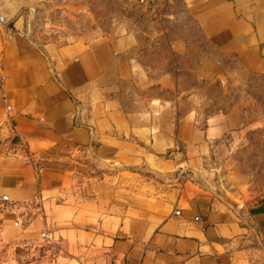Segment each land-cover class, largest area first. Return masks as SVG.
<instances>
[{"label": "crops", "instance_id": "obj_1", "mask_svg": "<svg viewBox=\"0 0 264 264\" xmlns=\"http://www.w3.org/2000/svg\"><path fill=\"white\" fill-rule=\"evenodd\" d=\"M185 5L263 68L264 0ZM27 22L0 23V244L55 234L50 264H264V198L226 206L177 181V145L196 154L211 127L143 98L146 36L38 47Z\"/></svg>", "mask_w": 264, "mask_h": 264}, {"label": "rangeland", "instance_id": "obj_2", "mask_svg": "<svg viewBox=\"0 0 264 264\" xmlns=\"http://www.w3.org/2000/svg\"><path fill=\"white\" fill-rule=\"evenodd\" d=\"M5 10L10 19L25 16V32L38 47L145 35L131 51L147 67L143 98H164L175 120L192 114L200 130L211 127L196 154L177 145V181L226 206L264 198V66L250 68L249 54H240L221 32L206 36L185 0H0V13ZM163 64L165 71L157 70ZM163 72L166 86L158 81ZM61 248L55 234L0 244V264H50Z\"/></svg>", "mask_w": 264, "mask_h": 264}, {"label": "water", "instance_id": "obj_3", "mask_svg": "<svg viewBox=\"0 0 264 264\" xmlns=\"http://www.w3.org/2000/svg\"><path fill=\"white\" fill-rule=\"evenodd\" d=\"M10 11L9 10H5L3 13H0V21L5 23L6 21H8L10 18L8 17Z\"/></svg>", "mask_w": 264, "mask_h": 264}, {"label": "built area", "instance_id": "obj_4", "mask_svg": "<svg viewBox=\"0 0 264 264\" xmlns=\"http://www.w3.org/2000/svg\"><path fill=\"white\" fill-rule=\"evenodd\" d=\"M139 1L143 4H151V3L159 2L162 0H139Z\"/></svg>", "mask_w": 264, "mask_h": 264}]
</instances>
